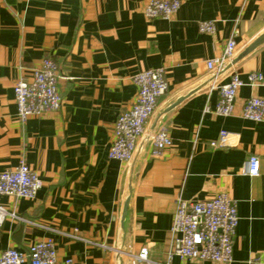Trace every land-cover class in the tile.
<instances>
[{"label":"crops","instance_id":"crops-1","mask_svg":"<svg viewBox=\"0 0 264 264\" xmlns=\"http://www.w3.org/2000/svg\"><path fill=\"white\" fill-rule=\"evenodd\" d=\"M147 1L0 0V172L25 163L42 181L32 199L0 195V253L26 254L52 239L55 264H133L141 247L164 263L176 197L223 192L239 218L231 264H256L264 251V118L242 117L244 102L264 97V88L242 86L232 115L217 116L219 93L206 69L232 39L237 53L226 69L244 83L251 73L264 76V40L238 60L264 35V0H178L167 20L146 18ZM204 21L213 33L199 31ZM46 58L65 77L61 108L21 122L14 86ZM158 68L167 88L146 134L165 126L172 145L148 157L145 136L129 162L109 159L114 124L136 96L133 77ZM219 141L223 147L212 146ZM251 156L259 161L254 177L246 174Z\"/></svg>","mask_w":264,"mask_h":264},{"label":"built area","instance_id":"built-area-1","mask_svg":"<svg viewBox=\"0 0 264 264\" xmlns=\"http://www.w3.org/2000/svg\"><path fill=\"white\" fill-rule=\"evenodd\" d=\"M180 7L178 0H148L142 8L148 19H170ZM201 33H213L212 21L199 23ZM236 43L227 41L220 58L206 61L207 73L212 77L211 88L217 89L219 100L215 115H232L237 91L244 85L264 88V76L251 73L244 83L227 65L235 58ZM59 66L51 59H43L32 71L31 80L16 82L13 94L16 114L21 122L29 117H41L60 110L62 98L59 81L64 79ZM228 79L226 83L222 81ZM136 87V96L129 109L122 112L113 127L108 158L122 163L129 162L137 152L143 138L147 136L148 157H160L172 145L165 126L158 127L146 134L147 126L154 116L158 99L166 93L167 83L163 69H147L132 79ZM242 117L252 122L264 118V97H251L242 106ZM229 134L220 132V139ZM213 147H223L221 142ZM259 173V161L251 156L246 163V174L254 177ZM42 181L25 163L13 169L0 172V195L15 198L32 199L41 189ZM4 211L0 208V222ZM237 208L226 193H219L208 200L175 199V212L169 229L171 243L166 262L158 263L149 259L147 247H141L134 256L133 264H170L172 257L193 262H212L231 264L232 245L238 225ZM55 264L56 248L52 239H44L28 248L26 254L10 248L0 253V264ZM71 261H66L70 264ZM252 263L264 264V251L251 259Z\"/></svg>","mask_w":264,"mask_h":264},{"label":"water","instance_id":"water-1","mask_svg":"<svg viewBox=\"0 0 264 264\" xmlns=\"http://www.w3.org/2000/svg\"><path fill=\"white\" fill-rule=\"evenodd\" d=\"M264 40V35L263 36H261V37H259L258 39H256L255 41H254V43H252L247 49H245L244 51H243V53L240 55V57H238V60H240L242 57H244L247 53H249L253 48H255L256 46H258L262 41ZM180 102V100L179 101H177V103H175L171 108H173L176 104H178ZM126 206H127V204L125 203V205H124V208H123V216H124V214L126 213Z\"/></svg>","mask_w":264,"mask_h":264}]
</instances>
